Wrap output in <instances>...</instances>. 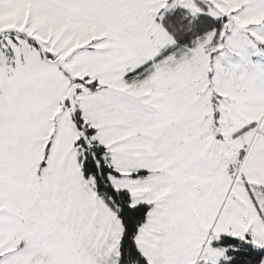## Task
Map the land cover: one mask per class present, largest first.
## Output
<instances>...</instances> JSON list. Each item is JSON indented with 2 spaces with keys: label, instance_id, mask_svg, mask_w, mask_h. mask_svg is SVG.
<instances>
[{
  "label": "snow or ice",
  "instance_id": "1",
  "mask_svg": "<svg viewBox=\"0 0 264 264\" xmlns=\"http://www.w3.org/2000/svg\"><path fill=\"white\" fill-rule=\"evenodd\" d=\"M0 264H264V0H0Z\"/></svg>",
  "mask_w": 264,
  "mask_h": 264
}]
</instances>
